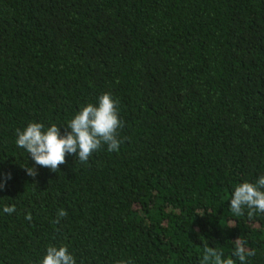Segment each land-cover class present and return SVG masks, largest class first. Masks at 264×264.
I'll use <instances>...</instances> for the list:
<instances>
[{"label": "trees", "instance_id": "1", "mask_svg": "<svg viewBox=\"0 0 264 264\" xmlns=\"http://www.w3.org/2000/svg\"><path fill=\"white\" fill-rule=\"evenodd\" d=\"M105 92L118 151L53 172L17 146ZM262 175L264 0H0V264L62 245L75 264H201L205 247L240 264L236 241L264 264V213L230 209Z\"/></svg>", "mask_w": 264, "mask_h": 264}, {"label": "clouds", "instance_id": "2", "mask_svg": "<svg viewBox=\"0 0 264 264\" xmlns=\"http://www.w3.org/2000/svg\"><path fill=\"white\" fill-rule=\"evenodd\" d=\"M118 101L110 93H102L97 103H88L68 122L64 133L56 124L47 127L39 122H30L23 130L16 129V144L29 154L36 165L47 167L57 172L61 164L66 163V154L74 155L81 163H86L89 157L103 145L108 151H118L122 141L118 138V129L122 127L119 118ZM29 176H36L34 167H25ZM10 178V173L7 174ZM5 182L0 181V189ZM230 209L237 215L252 217L257 211L264 213V175L254 183L242 182L235 187L231 194ZM3 211L11 214L14 206H5ZM64 209H60L54 223L59 224L60 218L66 216ZM31 221V215H26ZM254 251L247 249L242 241H236L232 255L240 264H244L246 257L253 256ZM41 264H75V258L66 246H49ZM201 264H235L232 259L224 260L221 254L212 247H205Z\"/></svg>", "mask_w": 264, "mask_h": 264}]
</instances>
